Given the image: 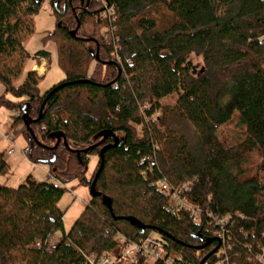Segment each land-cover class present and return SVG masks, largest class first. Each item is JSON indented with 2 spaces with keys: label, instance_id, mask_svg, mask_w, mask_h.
Returning a JSON list of instances; mask_svg holds the SVG:
<instances>
[{
  "label": "trees",
  "instance_id": "16d2710c",
  "mask_svg": "<svg viewBox=\"0 0 264 264\" xmlns=\"http://www.w3.org/2000/svg\"><path fill=\"white\" fill-rule=\"evenodd\" d=\"M105 1L114 7L110 23L100 0H49L56 27L47 39L56 43L66 76L58 84L88 81L65 84L46 99L41 118L30 123L36 142L23 124V107L36 119L57 84L41 92L33 70L20 77L43 0H0V105L19 112L12 124L23 125L25 158L48 167L41 181L27 175L16 187L0 182V264H85V254L111 250L116 233L137 240L151 232L170 252L199 264L217 241L197 246L217 238L215 228L205 216L194 224L183 211L169 214L168 197L156 189L162 178L172 186L196 178L185 198L214 215L231 216L230 261L261 264L247 257L264 246V181L244 175L243 165L257 152L258 170L264 171V0ZM159 9L164 12L158 20L153 12ZM191 56L201 59L198 69ZM172 93L173 104L160 103ZM235 113L244 137L225 146L217 129ZM105 130L118 138L116 146L112 136L102 140ZM109 144L95 189L110 198L111 212L100 197H90L64 230L61 197L73 180L89 188L99 151ZM3 154L0 175L7 166ZM91 155L97 164L86 178ZM127 216L154 229L141 230ZM57 230L60 240L47 248ZM220 258L217 250L204 264Z\"/></svg>",
  "mask_w": 264,
  "mask_h": 264
},
{
  "label": "rangeland",
  "instance_id": "374dc122",
  "mask_svg": "<svg viewBox=\"0 0 264 264\" xmlns=\"http://www.w3.org/2000/svg\"><path fill=\"white\" fill-rule=\"evenodd\" d=\"M163 9H159L157 12H153V15L157 19L163 18ZM33 33L27 39L25 48L30 55V60L24 67L20 79L24 76L28 69H33L32 66L39 64L38 58L34 57V54L38 50H46L49 52L48 57L44 60L43 67L47 69L44 78H41L38 84L41 92L51 84L49 81L51 78L56 79L58 84L66 78L62 70L57 64V45L51 39H47V36L55 29V17L49 6V0H43L42 7L33 18ZM192 64L195 68L201 64V59L196 56H191ZM35 64V65H34ZM36 71V68L33 69ZM94 70V62L88 66L87 74H91ZM37 74V72H35ZM3 87L0 84V96L3 95ZM11 98L10 96H8ZM176 93H172L163 97L160 100L161 104H173L176 100ZM15 110L6 108L0 105V153H4L3 157L7 164L6 172L0 175V182H4L10 187H16L19 185L27 175L37 181L44 180L47 174V166L44 164H34L29 162L25 158V153L22 149L27 146V140L22 130V124L17 122L12 124L15 115ZM155 117V116H154ZM153 117V118H154ZM7 134L12 142L3 139V135ZM217 136L219 140L225 146L234 145L244 137V129L238 125L237 114L233 115V118L226 124L221 125L217 129ZM14 148L12 154H6L5 150L8 148ZM261 161V156L257 152H251L248 154V161L243 165L244 175L249 176L257 174L261 181H264V171L258 170V164ZM97 156L91 155L89 163L87 165L86 178H89L96 166ZM90 200L89 189L84 185H78L76 180L69 182L67 190L61 197L58 206L64 211L63 216V229L68 230L80 211L85 207L86 203ZM153 235L158 236L157 233L151 232ZM215 264H218L216 262Z\"/></svg>",
  "mask_w": 264,
  "mask_h": 264
},
{
  "label": "built area",
  "instance_id": "2783aa9c",
  "mask_svg": "<svg viewBox=\"0 0 264 264\" xmlns=\"http://www.w3.org/2000/svg\"><path fill=\"white\" fill-rule=\"evenodd\" d=\"M103 11L102 17L108 19L109 23L114 20L115 12L114 7L108 5L105 0H100ZM115 26L111 25V31L115 30ZM105 39L107 38L104 35ZM112 38V37H111ZM115 43V40H113ZM114 58L118 60L117 53L114 52ZM14 117H19V112H15ZM139 130L140 127L137 126ZM3 139L12 142L7 134L2 136ZM23 153L27 151V147L22 149ZM14 148L10 147L5 150L6 154H12ZM196 181V178L186 180L177 186L170 185L164 178L159 179L156 182V189L168 197V203L165 205V209L169 214L175 215L179 212H185L188 214L192 223L199 224L202 217L205 216L209 219V223L215 228L214 236L220 241L219 252L222 254L217 262L218 264H235L230 261L228 250L231 249L232 235L228 232L227 225L230 223L231 216L227 215H214L208 210H202L197 205L191 203L185 198V193L190 188L192 182ZM246 233H244L245 235ZM61 231H55L45 242L46 245L51 246L61 238ZM116 245L108 251H103L99 254L90 253L85 254V264H189L187 263L180 253L170 252L164 243V241L152 233L147 234L143 238L137 240H130L120 233H116L114 236ZM37 241V245H39ZM119 253V257H117ZM235 257H239V254H234ZM247 259L249 261L256 260L257 262L264 264V246H260L257 252L249 253Z\"/></svg>",
  "mask_w": 264,
  "mask_h": 264
},
{
  "label": "water",
  "instance_id": "95a60500",
  "mask_svg": "<svg viewBox=\"0 0 264 264\" xmlns=\"http://www.w3.org/2000/svg\"><path fill=\"white\" fill-rule=\"evenodd\" d=\"M76 29H77V27L74 28V29L70 32V34H71L72 37L75 36ZM95 58H96V59L98 58L97 52H96V54H95ZM195 71H196V69L194 68V69H193V72H195ZM86 81H88V80H87V79H86V80L83 79V80H77V81H71V82H63V83H61V84H57L55 87H53V88L47 93L46 97L44 98V100H43V102H42V104H41V106H40L39 114H38L37 118L34 119V120H32V119H30V118L27 117L26 111L24 110V109H25V106L23 107V112H22V116H21V118H22L23 124L25 125L26 130L30 133V135L32 136L33 140H35V141L37 142L36 138H35L34 135H33V132H32L31 129H30V123H31L32 121H36L37 119H40V118H41L42 109H43V106H44V103H45L46 99H47V98H48L53 92H55L58 88L62 87V86L65 85V84L75 83V82H86ZM61 136H63V135H62V133H60V132L56 134L57 143H58V141L60 140ZM109 136H112V133H111L110 130H105V131H103V138H102V140L105 139V138H107V137H109ZM112 138H113V144H112V145L116 146V145L118 144V138H117L116 136H114V135L112 136ZM94 146H95V145L91 146L90 148H92V147H94ZM109 146H111V145H110V144H109V145H106V146H104L103 148H101L100 151H99L100 163H99V166H98V168H97V170H96V172H95V174H94V177H93V179H92V181H91V183H90L88 189H89L90 197H91V198H93V197H100L101 202H102V203L108 208V210L111 212V200H110V198H109L108 196H106V195H104V194L98 192V191L95 189V182H96V179H97V177H98V175H99V173H100V171H101V169H102V166H103V156H102V155H103V152L105 151V149H106L107 147H109ZM114 218L117 219L116 217H114ZM123 219L127 220L131 225L136 226L137 228H139V229H141V230H144V229H146V228H147V229H154L152 226H146V225L142 224L139 220H137L135 217H132V216L123 217ZM212 241H217V244L215 245V247H214L212 250H210V251H209V252H208V253H207V254H206V255L200 260L199 264H204L205 261L209 258V256L212 255L213 253H215V252L218 250V248H219V246H220V241H219L218 238L213 237L212 239L207 240V241L204 242L203 244L197 246V249H202V248L206 247V246H207L210 242H212Z\"/></svg>",
  "mask_w": 264,
  "mask_h": 264
},
{
  "label": "crops",
  "instance_id": "0c3cea01",
  "mask_svg": "<svg viewBox=\"0 0 264 264\" xmlns=\"http://www.w3.org/2000/svg\"><path fill=\"white\" fill-rule=\"evenodd\" d=\"M47 53L49 54V52L47 51ZM34 57H36V58H38V60H39V64H34L35 66H32V68L33 69H35L36 68V71H34L33 69V71L34 72H37V75L39 76V77H41V78H44L45 77V75H46V72H47V69H45L44 67H43V62H44V60L48 57V55L46 56V57H44V56H37V55H34ZM39 68H41V70L39 69ZM57 82V80L56 79H53V78H51L50 79V81H49V84H51V85H49L48 87H47V89H49L52 85H54L55 83ZM47 89H45V90H47ZM41 91V90H40ZM44 91V90H43ZM30 175V174H29ZM31 176V175H30ZM61 235H62V232H61Z\"/></svg>",
  "mask_w": 264,
  "mask_h": 264
},
{
  "label": "bare ground",
  "instance_id": "6f19581e",
  "mask_svg": "<svg viewBox=\"0 0 264 264\" xmlns=\"http://www.w3.org/2000/svg\"><path fill=\"white\" fill-rule=\"evenodd\" d=\"M41 70V68H39Z\"/></svg>",
  "mask_w": 264,
  "mask_h": 264
}]
</instances>
